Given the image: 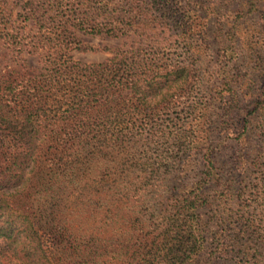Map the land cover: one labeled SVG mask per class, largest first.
Segmentation results:
<instances>
[{
    "label": "trees",
    "instance_id": "1",
    "mask_svg": "<svg viewBox=\"0 0 264 264\" xmlns=\"http://www.w3.org/2000/svg\"><path fill=\"white\" fill-rule=\"evenodd\" d=\"M254 15L264 33V0H0V264H264V56L227 55ZM79 35L124 43L83 63Z\"/></svg>",
    "mask_w": 264,
    "mask_h": 264
},
{
    "label": "rangeland",
    "instance_id": "2",
    "mask_svg": "<svg viewBox=\"0 0 264 264\" xmlns=\"http://www.w3.org/2000/svg\"><path fill=\"white\" fill-rule=\"evenodd\" d=\"M207 1L209 3H213L214 0H207ZM231 9H234V8H231ZM234 16L235 15H233L231 17L234 18ZM223 17H225V18L227 17V12L224 13ZM198 21H200V23H202L201 26L203 25V23H205L202 20H198ZM256 21H257V15H254V17L251 18L250 24H245V23L243 24L244 21L241 18H239L238 22H241V23L238 26V30L239 29L242 30L239 32L240 40L242 39V46H241V48L237 49L236 52H231V51L227 52L228 57H231V58L232 57L234 58L237 54L240 56H244L246 58V60L248 62L245 65H240L241 64L240 62L234 64L235 66L242 67L241 72L244 74L247 71V65L249 63V55H252L254 59H256V56H264V33L261 32L260 26L254 25L256 23ZM216 26L217 25H214V18L212 17V19H210L208 21V28L206 30L209 31V34H213V31H215ZM226 26L229 27L228 25H226ZM194 28L198 29L199 30L198 32H200V30L203 31V28H200L197 24H195ZM79 40H80L81 45L83 47L91 49V50H88L86 52H79V51L73 52L74 58L79 60L80 62H83V63L105 62L108 59L109 55H108V53H103L102 50L106 49V48L113 49L116 47H121L122 44L124 43L123 39H112V38L105 37V36H94V35H79ZM250 41H253L256 43L254 48H250L248 46V43ZM211 43L213 44V41H211ZM217 46L218 45H216V43L213 45V47H215V50L218 49ZM220 46L223 47L222 45H220ZM260 46H263V48H260ZM249 50H252V52H249ZM5 55H6L5 50H0V66L2 69V70H0V72H4L7 69V57H5ZM30 65H32V66L35 65L33 59H30ZM233 67L234 66L231 65L230 70L234 69ZM3 69H5V70H3ZM243 78H245V77H243ZM246 83H248V80L246 81ZM217 91H219V90H217ZM240 92L241 93H239V95L242 98V100L245 98H246V100L251 98L249 95H245L247 93V90L245 87H241ZM171 116L175 117L176 113H172ZM217 137L219 140H221L223 142V144L216 151V158L220 164H224V165L232 164L231 165V171L233 172V175L235 176V177H233L235 179L233 182V185H234V192L233 193L236 194L239 189L244 187V185L246 186L249 183L254 181L253 180V172H252L253 167L250 166V167H247L243 171L240 170L239 172H234V165L233 164H234V160H235V157L237 154L236 153V146L234 145V142H235L234 140H236V138H237V133L232 132V130L228 131V132L224 131L220 136L217 135ZM217 137H216V139L213 138L214 144L218 141ZM156 154L157 153H155L154 150H152L151 152H149V154H147V156L157 158ZM144 156H145V154H144ZM157 161H159V160H157ZM201 171H202L201 166L195 167V169L192 171L191 176L189 178H187L185 180L178 181V183H179L178 186L181 187L183 185L192 184L196 179H198ZM240 180L242 182L239 186L238 183L240 182ZM162 182L163 183H160L157 181L151 182V185L153 184L154 187H149L147 190L149 191V195L152 198L154 196H157L158 192L161 190V189H159V187H163L167 183V182L164 183V181H162ZM213 188L217 189L218 187L215 185H212L211 187L210 186L207 187L209 199L212 203H214V205L221 206V208H225V210H227V211L237 209L236 207H233L232 204L230 205V201H231L230 200V196H231L230 191L224 192L223 189H219L218 192H215L214 190H212ZM263 193H264V188H263ZM219 194H221V195H219ZM228 194H229V196L227 197ZM224 199H226L225 201L227 202V205H223L222 200H224ZM263 203H264V201H263ZM261 210L264 211V205H263ZM201 213H202V216L204 219L209 216V212H207V210H203ZM262 219L264 220V215H263ZM90 221H91V219L85 220L83 227L86 228L89 225Z\"/></svg>",
    "mask_w": 264,
    "mask_h": 264
}]
</instances>
